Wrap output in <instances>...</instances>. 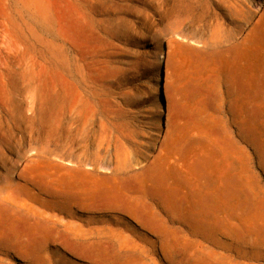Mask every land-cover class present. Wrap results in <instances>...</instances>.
<instances>
[{
  "label": "rangeland",
  "instance_id": "obj_1",
  "mask_svg": "<svg viewBox=\"0 0 264 264\" xmlns=\"http://www.w3.org/2000/svg\"><path fill=\"white\" fill-rule=\"evenodd\" d=\"M102 237L264 264V0H0V264Z\"/></svg>",
  "mask_w": 264,
  "mask_h": 264
},
{
  "label": "crops",
  "instance_id": "obj_2",
  "mask_svg": "<svg viewBox=\"0 0 264 264\" xmlns=\"http://www.w3.org/2000/svg\"><path fill=\"white\" fill-rule=\"evenodd\" d=\"M181 213L182 215L185 216L184 211H177ZM168 219L166 227H171V229L175 228L176 231H178L181 234V238H185L188 236V231L187 229L179 223L173 222L172 219ZM175 219H178L177 216H175ZM174 223V224H173ZM105 240H109L112 243V246L110 249L109 248H103V247H98L96 243L92 244V247H90V252L87 253L86 256H80L79 252L74 251L71 246L64 247L65 250H67L70 254H73L75 256H78L82 259H85L88 261L90 264H157L154 263L152 259L149 258L146 252L142 249H139L137 252V257H130L129 254H127L123 250V244H124V239L123 238H101ZM162 250L164 252V255L167 257V259H170V257L174 258L175 260H179L182 262V257L184 252L186 251V248L183 247L182 245L179 246L178 243L174 242L172 238H168L167 236L163 238L162 241ZM106 250H109L111 253H115V255L111 256L110 262L107 263V259L104 258V253ZM57 255H60V251H56Z\"/></svg>",
  "mask_w": 264,
  "mask_h": 264
}]
</instances>
